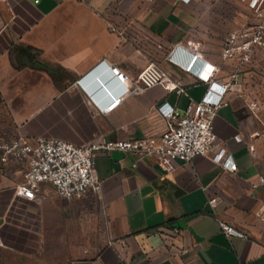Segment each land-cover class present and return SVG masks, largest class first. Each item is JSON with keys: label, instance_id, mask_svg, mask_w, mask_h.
Segmentation results:
<instances>
[{"label": "crops", "instance_id": "0c3cea01", "mask_svg": "<svg viewBox=\"0 0 264 264\" xmlns=\"http://www.w3.org/2000/svg\"><path fill=\"white\" fill-rule=\"evenodd\" d=\"M22 1L35 20L28 22L18 0H0L2 134L75 144L159 137L167 129L161 104L181 112L208 89L184 69L193 56L219 67L215 78L221 83L237 75L214 120L217 145L207 154L164 171L148 156L115 159L98 152L99 200L111 236L94 250L90 234L87 246L58 264H264V76L222 57L227 37L241 23L235 6H245L237 0ZM110 23L124 28V35ZM26 55L29 64L22 63ZM151 62L169 71L185 93L158 85L126 96L110 113L93 105L90 99L104 106L113 98L99 77L117 97L125 88L112 75V64L137 77ZM252 100L258 109L250 108ZM220 148L232 155L237 171L214 161ZM22 179L15 167L0 171V197L9 192L32 207L21 216L36 221L43 234L65 227L83 209L82 199L63 198L49 183L41 185V202L18 196L14 187ZM218 219L248 238L228 237Z\"/></svg>", "mask_w": 264, "mask_h": 264}, {"label": "built area", "instance_id": "2783aa9c", "mask_svg": "<svg viewBox=\"0 0 264 264\" xmlns=\"http://www.w3.org/2000/svg\"><path fill=\"white\" fill-rule=\"evenodd\" d=\"M151 1V0H144ZM189 2L190 0H182ZM248 13V19L227 37L222 57L235 59L239 67L249 65L251 71L264 76V0H237ZM38 2V0H36ZM113 32L123 36L125 29L110 23ZM206 75L202 72L206 66ZM185 71L193 72L208 83V89L201 100L190 99L187 107L177 112L167 103L159 106L166 121L167 129L159 137L98 139L84 144H75L61 138L28 137L21 134L5 135L0 133V171L8 173L9 167H15L22 174V181L14 189L18 196L41 202V185L51 184L56 193L66 199H83L89 194L98 196L102 191V178L97 168V154L100 151L112 153L121 151L137 157L148 156L156 160L164 171L175 170V163L192 161L198 155H205L217 144L214 120L223 105L227 104L226 94L236 84V73L230 80L221 83L215 77L219 67L203 61L199 55L184 66ZM112 75L125 85L117 97L104 87L113 97L102 106L90 99L101 113H110L128 95L141 94L147 89L162 86L166 90L185 93L180 82H176L171 73L155 62L143 68L137 77H130L117 65H111ZM83 88L82 81H79ZM250 108H259L258 101H250ZM237 140L240 137L236 136ZM214 161L230 171H237L238 165L226 148H220L213 157ZM264 184V175L260 176ZM217 198L209 200L211 205ZM222 232L228 237L248 238V235L227 222L218 219Z\"/></svg>", "mask_w": 264, "mask_h": 264}, {"label": "rangeland", "instance_id": "374dc122", "mask_svg": "<svg viewBox=\"0 0 264 264\" xmlns=\"http://www.w3.org/2000/svg\"><path fill=\"white\" fill-rule=\"evenodd\" d=\"M18 3L28 22L35 20L36 15L31 7L22 0H18ZM235 10L238 21L241 22L238 27H241L248 19L247 10L239 3L236 4ZM2 132L0 127V133ZM82 205L83 209L78 211L77 217L69 224L66 223L65 227H56V232L43 234L38 231L40 227L36 225V221L33 224L26 215L21 216L30 206L17 199L13 200L9 192L1 195L0 264H58L66 256H71L74 252L79 253L80 247L87 246L88 239L85 241V237L90 234L93 249L102 247L106 237H110L112 232L105 210L95 194L83 198Z\"/></svg>", "mask_w": 264, "mask_h": 264}, {"label": "water", "instance_id": "95a60500", "mask_svg": "<svg viewBox=\"0 0 264 264\" xmlns=\"http://www.w3.org/2000/svg\"><path fill=\"white\" fill-rule=\"evenodd\" d=\"M22 63H25V64L30 63V59L27 55L22 60ZM97 80L102 84L103 87L109 88V83H110L109 81H104L100 77ZM112 154L115 159H122L125 156V153L121 151H113ZM179 224L182 225V221H179Z\"/></svg>", "mask_w": 264, "mask_h": 264}]
</instances>
